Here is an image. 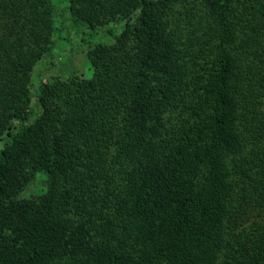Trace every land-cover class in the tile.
Here are the masks:
<instances>
[{
  "label": "trees",
  "instance_id": "1",
  "mask_svg": "<svg viewBox=\"0 0 264 264\" xmlns=\"http://www.w3.org/2000/svg\"><path fill=\"white\" fill-rule=\"evenodd\" d=\"M66 2L119 31L34 110L55 9L0 0V264H264V0Z\"/></svg>",
  "mask_w": 264,
  "mask_h": 264
},
{
  "label": "rangeland",
  "instance_id": "2",
  "mask_svg": "<svg viewBox=\"0 0 264 264\" xmlns=\"http://www.w3.org/2000/svg\"><path fill=\"white\" fill-rule=\"evenodd\" d=\"M55 9V44L50 53L46 54L34 67L31 74L32 106L37 109L36 95L41 82L57 78L66 79L74 75L87 77L90 65L86 57L87 51L96 44H106L113 41V36L119 30L112 25L92 29L81 22H73L67 13L66 0H52ZM124 22L120 21V26ZM39 182L27 188L22 198L33 197L39 191Z\"/></svg>",
  "mask_w": 264,
  "mask_h": 264
}]
</instances>
